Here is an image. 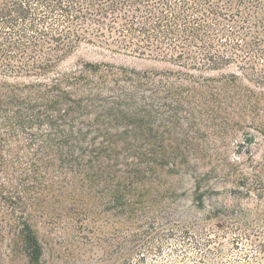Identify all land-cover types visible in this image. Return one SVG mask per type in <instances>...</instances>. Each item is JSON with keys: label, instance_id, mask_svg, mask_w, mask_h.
Returning a JSON list of instances; mask_svg holds the SVG:
<instances>
[{"label": "rangeland", "instance_id": "obj_1", "mask_svg": "<svg viewBox=\"0 0 264 264\" xmlns=\"http://www.w3.org/2000/svg\"><path fill=\"white\" fill-rule=\"evenodd\" d=\"M93 41L0 77L54 91L0 124V264H264L263 56L194 69Z\"/></svg>", "mask_w": 264, "mask_h": 264}, {"label": "trees", "instance_id": "obj_2", "mask_svg": "<svg viewBox=\"0 0 264 264\" xmlns=\"http://www.w3.org/2000/svg\"><path fill=\"white\" fill-rule=\"evenodd\" d=\"M89 36L101 46L144 56L171 52L180 66L220 70L231 63L228 46L253 45L264 58V0H0V77L47 76L78 44H94ZM255 79L260 84L264 73ZM51 89L0 80V124L23 126L22 110ZM18 236L38 263L43 251L34 231L24 223Z\"/></svg>", "mask_w": 264, "mask_h": 264}]
</instances>
